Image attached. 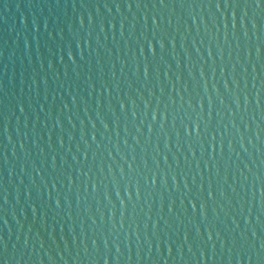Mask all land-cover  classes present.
<instances>
[{
  "label": "water",
  "instance_id": "water-1",
  "mask_svg": "<svg viewBox=\"0 0 264 264\" xmlns=\"http://www.w3.org/2000/svg\"><path fill=\"white\" fill-rule=\"evenodd\" d=\"M0 264H264V4L0 0Z\"/></svg>",
  "mask_w": 264,
  "mask_h": 264
},
{
  "label": "snow or ice",
  "instance_id": "snow-or-ice-1",
  "mask_svg": "<svg viewBox=\"0 0 264 264\" xmlns=\"http://www.w3.org/2000/svg\"><path fill=\"white\" fill-rule=\"evenodd\" d=\"M260 2H261L262 4H264V0H260Z\"/></svg>",
  "mask_w": 264,
  "mask_h": 264
}]
</instances>
